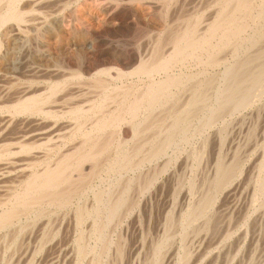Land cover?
<instances>
[{"label":"bare ground","instance_id":"6f19581e","mask_svg":"<svg viewBox=\"0 0 264 264\" xmlns=\"http://www.w3.org/2000/svg\"><path fill=\"white\" fill-rule=\"evenodd\" d=\"M79 1L0 0V264H234L252 219L238 264H264V0H195L170 20L169 0H143L164 20L125 70L63 64L93 46ZM100 1L107 15L133 0ZM218 124L229 137L220 126L215 156L196 150L169 177L147 252L125 263L113 232ZM66 216L68 241L38 260Z\"/></svg>","mask_w":264,"mask_h":264},{"label":"rangeland","instance_id":"374dc122","mask_svg":"<svg viewBox=\"0 0 264 264\" xmlns=\"http://www.w3.org/2000/svg\"><path fill=\"white\" fill-rule=\"evenodd\" d=\"M92 1H95L94 5H93V3H91ZM97 1L96 0H80L78 2V4L73 8L74 10L73 9H72L73 11L70 10L71 12L78 14L79 24H82L84 22L83 25H80V27L82 26L80 33H81L82 37L89 38L92 40V42H93L92 48L84 50L83 51L84 53L83 52L81 53V55H82L81 59L77 56V53H75L74 51L64 50V51H62L63 55L62 54L60 55V59L62 58L63 61L62 60L61 61L65 65L67 63L68 66H75V64L77 65V63L80 62L79 60H81V61L83 60L82 58H84L85 60L88 58L89 59L90 58L91 59L96 58L95 60H98V61H100L106 65H109L110 63H116L121 69L125 70L134 61V58L138 54L137 52H141L146 48L147 40L149 39L150 36L153 35L154 26L158 25L160 23V21L164 20L163 15L165 12L162 13V11L161 12L158 11L159 9H157L156 7L148 6L143 0H133L132 3H130V4H122V3H118L119 5L116 4L115 9L113 11H110L109 14L105 15L104 13H101V12H104L103 6H101V1L99 0L98 1L99 3H97ZM140 1H142L144 3L140 2ZM194 1L195 0H177V1L176 0H169L170 6H169L168 11H166V17H168L167 19L170 20L176 11L178 12L182 8H185V7H183L184 4H186L184 6H188V5H190V3L194 2ZM96 3L98 5H96ZM137 3H139V4L137 5ZM173 4H175V5H173ZM75 8L77 11H75ZM176 8H177V10H175ZM70 11L66 13V14H68V16L71 14ZM155 11L157 13H155ZM129 13H130V15H129ZM79 14H82V15L80 16ZM90 26H91V28H89ZM139 34H140V36H138ZM66 39H67V35L62 34V36L60 37L61 44L65 43ZM68 55H70V56H68ZM25 64H26V62L22 63V65L17 64L18 65V67L16 66L17 73L21 74V72H22V74H23L24 69H25L24 66H26ZM15 91H16V88L14 87L12 92L15 93ZM230 120L227 119V121L224 124H226L227 126L228 125L231 126L233 123V120H231V121ZM230 122H232V123L230 124ZM222 125H223V123H222ZM222 125L218 124L214 129L209 130V132L207 134L208 136L206 135L204 139L198 138V139H196V141H193L194 143L193 142H192V144L189 143L190 144L189 146L188 145L183 146L179 152H175V155H174L175 157H173V161H172V163L173 162L174 163L173 164L171 163V166H169V169L165 173H163V175H161V177L159 178V181H157L152 186L154 188H151L149 192L147 191L148 194L147 193L143 194V196L141 197L142 199H139L138 204L134 207V209H132L133 212H131L129 215H127V217H125V219L122 221V223H120V225H119L120 227L118 226L116 228V230L113 232V234H112L113 236H111V237H113L112 239L114 242H116L118 240L119 235H120V237H122V241H123L122 244H124V247H123V245H122V247L124 248L123 250L125 251L123 259H124L125 263L127 261L126 258H128L132 254L133 250L135 249V246L137 247L138 245L141 246L143 244V250L141 252V257L144 256L145 253L147 252V248L149 247V245L147 243H149V238L152 235H154V233H155V230L157 228L156 225H158L160 217L162 216L161 215L162 214V208H164L166 201H167V194L169 192V187H170L169 177L173 173H175L181 169V164H183L184 161L190 160L189 163H191L192 160H194V155L196 154L195 153L196 150L200 152V150H205V148H206V150H205L206 155L203 158V160L205 162L209 161L211 158H213L215 156L216 152L218 151L217 149H218V145H219V142H218L219 139H218L217 133L223 127ZM226 125H225V127H226ZM220 126H222V127H220ZM223 130L225 133L223 132L222 135L225 139V138L229 137V134L227 133L226 128L224 129V127H223ZM238 131H240L239 128L236 130V133ZM205 142H207V143H205ZM224 149H225V147H224ZM255 155L256 154H253L252 155L253 157H251L248 161L251 160V162H252ZM205 164L206 163H204V165ZM246 165H247V167H246ZM248 166H249V162H247V164L244 165V167L246 169L248 168ZM146 170H148V167H146ZM244 171H245V169H244ZM241 176L244 177V175L242 174L239 176V179L242 178ZM165 190H166V192H165ZM60 220L63 224L59 223L60 226L57 227L56 230H54L55 232L53 231L54 233L52 232L51 236H50V241L52 242L51 243L52 245H48V246L46 245L47 247L45 246L43 248V246H42L40 248L39 254H38V258H39L38 260H40V259H41V261L47 260L54 253L57 245H59V244L64 245L68 241L67 238L70 237L69 235L71 232L69 229L72 228V219L70 218V216H66V218L64 220L63 219H60ZM60 220L58 222H60ZM69 220H71V221H69ZM252 225H253V219L251 221H249L248 224H245L242 228L243 231H245L247 233L246 241L244 242V244L241 248V251H240L241 254H239L240 257L235 260L234 264H238V262H239L238 259L241 258V256L246 252L247 248L249 247L248 244H250L249 242H251L252 235H253ZM32 230L37 231V229L35 227V229H32V228L29 229L28 232H31ZM139 232H141V233H139ZM115 235H117V236H115ZM141 235H142V239H140ZM52 236L55 238H53ZM148 236H149V238H148ZM59 239H60V241H59ZM139 239H140V241L141 240L142 241L140 242ZM138 242H140V243H138ZM232 242L234 243V240L231 241L230 244ZM92 243L93 242L91 241L90 244L92 245ZM146 245H147V247H146ZM50 251H51V253H50ZM242 251H244V252H242ZM181 252L182 251L180 250V254H181ZM208 261H209V259L205 258L201 264H207ZM66 262H67L66 264H68V261H66Z\"/></svg>","mask_w":264,"mask_h":264}]
</instances>
